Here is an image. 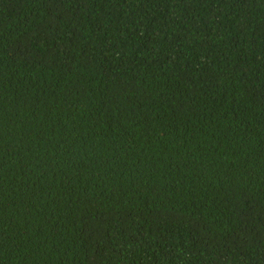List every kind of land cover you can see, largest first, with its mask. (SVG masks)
Instances as JSON below:
<instances>
[{
    "label": "trees",
    "instance_id": "obj_1",
    "mask_svg": "<svg viewBox=\"0 0 264 264\" xmlns=\"http://www.w3.org/2000/svg\"><path fill=\"white\" fill-rule=\"evenodd\" d=\"M0 264H264V0H0Z\"/></svg>",
    "mask_w": 264,
    "mask_h": 264
}]
</instances>
